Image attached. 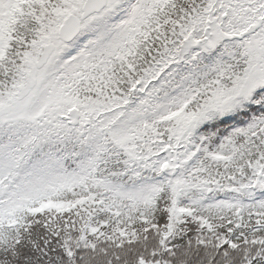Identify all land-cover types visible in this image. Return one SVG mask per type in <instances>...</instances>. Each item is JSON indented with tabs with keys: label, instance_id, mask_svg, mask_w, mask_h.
<instances>
[{
	"label": "snow or ice",
	"instance_id": "1",
	"mask_svg": "<svg viewBox=\"0 0 264 264\" xmlns=\"http://www.w3.org/2000/svg\"><path fill=\"white\" fill-rule=\"evenodd\" d=\"M0 264H264V0H0Z\"/></svg>",
	"mask_w": 264,
	"mask_h": 264
}]
</instances>
